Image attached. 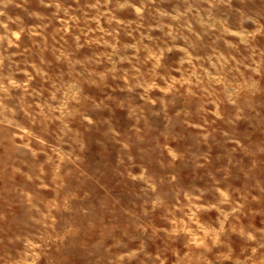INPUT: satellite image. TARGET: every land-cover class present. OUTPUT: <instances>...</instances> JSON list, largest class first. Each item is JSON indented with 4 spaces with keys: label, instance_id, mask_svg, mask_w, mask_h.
<instances>
[{
    "label": "rangeland",
    "instance_id": "1",
    "mask_svg": "<svg viewBox=\"0 0 264 264\" xmlns=\"http://www.w3.org/2000/svg\"><path fill=\"white\" fill-rule=\"evenodd\" d=\"M0 264H264V0H0Z\"/></svg>",
    "mask_w": 264,
    "mask_h": 264
}]
</instances>
